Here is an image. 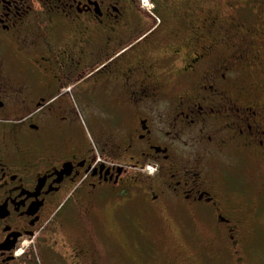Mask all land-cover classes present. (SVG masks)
I'll return each mask as SVG.
<instances>
[{
    "label": "flooded vegetation",
    "instance_id": "1",
    "mask_svg": "<svg viewBox=\"0 0 264 264\" xmlns=\"http://www.w3.org/2000/svg\"><path fill=\"white\" fill-rule=\"evenodd\" d=\"M140 212L260 264L264 0H0V264H113Z\"/></svg>",
    "mask_w": 264,
    "mask_h": 264
},
{
    "label": "rangeland",
    "instance_id": "2",
    "mask_svg": "<svg viewBox=\"0 0 264 264\" xmlns=\"http://www.w3.org/2000/svg\"><path fill=\"white\" fill-rule=\"evenodd\" d=\"M107 213L110 215L112 208L108 207ZM105 209V211H106ZM169 215V216H168ZM166 215V220L151 219L147 213L140 212L135 218L144 223L145 236L150 239V242L145 237H139V231L135 230L133 235L126 236L119 232L113 236L109 234L111 245L109 247L110 258L113 264H171V255L168 249L176 245L175 239L184 237L186 249L192 250L189 253L191 260L199 259L203 253V246L193 237H189L186 230L187 219L180 213L177 216L171 214ZM108 231L117 232L116 225L111 221L104 220ZM109 223H111L109 225ZM155 225L156 231L152 232L150 226ZM192 226V225H189ZM201 236H204V225H196ZM181 230V231H180ZM181 232V233H180ZM206 232V231H205ZM203 239V237H201ZM196 245V247H193ZM260 264H264V255H260Z\"/></svg>",
    "mask_w": 264,
    "mask_h": 264
}]
</instances>
